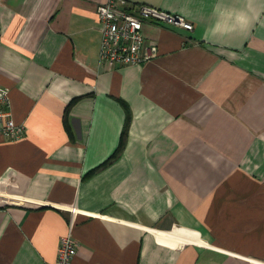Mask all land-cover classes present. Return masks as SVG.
Wrapping results in <instances>:
<instances>
[{
  "label": "crops",
  "instance_id": "0c3cea01",
  "mask_svg": "<svg viewBox=\"0 0 264 264\" xmlns=\"http://www.w3.org/2000/svg\"><path fill=\"white\" fill-rule=\"evenodd\" d=\"M107 1L0 0V264H264V0H126L193 25L140 66L99 60Z\"/></svg>",
  "mask_w": 264,
  "mask_h": 264
},
{
  "label": "built area",
  "instance_id": "2783aa9c",
  "mask_svg": "<svg viewBox=\"0 0 264 264\" xmlns=\"http://www.w3.org/2000/svg\"><path fill=\"white\" fill-rule=\"evenodd\" d=\"M101 35L99 60L110 66H140L158 56V47L143 35V25L175 27L192 31L193 25L184 17L145 4L133 5L126 0H108L97 6ZM8 88L0 85V142L18 140L25 135L24 124L15 122L11 113ZM78 243L71 234L61 237L57 260L50 264H73Z\"/></svg>",
  "mask_w": 264,
  "mask_h": 264
},
{
  "label": "trees",
  "instance_id": "16d2710c",
  "mask_svg": "<svg viewBox=\"0 0 264 264\" xmlns=\"http://www.w3.org/2000/svg\"><path fill=\"white\" fill-rule=\"evenodd\" d=\"M75 101H73L74 103ZM71 103V105L73 104ZM127 120H126V127L125 130L122 132L121 137H120V141H119V145L118 148L116 149L115 153L108 158L106 161H104L101 165H99L98 167L94 168L91 172H89V174L87 175V177H92L93 175H96L97 173H99L100 171L106 169L109 165L113 164L115 160L118 159V157L121 155V153L124 150L125 144H126V139H127V126L129 124L130 121V115L127 112Z\"/></svg>",
  "mask_w": 264,
  "mask_h": 264
}]
</instances>
